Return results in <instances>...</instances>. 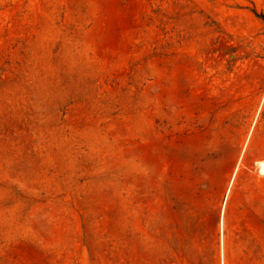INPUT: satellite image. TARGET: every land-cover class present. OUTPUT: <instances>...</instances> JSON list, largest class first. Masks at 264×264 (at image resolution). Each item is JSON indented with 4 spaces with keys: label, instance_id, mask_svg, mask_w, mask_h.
<instances>
[{
    "label": "rangeland",
    "instance_id": "obj_1",
    "mask_svg": "<svg viewBox=\"0 0 264 264\" xmlns=\"http://www.w3.org/2000/svg\"><path fill=\"white\" fill-rule=\"evenodd\" d=\"M260 165L264 0H0V264H264Z\"/></svg>",
    "mask_w": 264,
    "mask_h": 264
},
{
    "label": "bare ground",
    "instance_id": "obj_2",
    "mask_svg": "<svg viewBox=\"0 0 264 264\" xmlns=\"http://www.w3.org/2000/svg\"><path fill=\"white\" fill-rule=\"evenodd\" d=\"M262 165V164H261ZM260 165V171L263 172L264 171V167Z\"/></svg>",
    "mask_w": 264,
    "mask_h": 264
}]
</instances>
